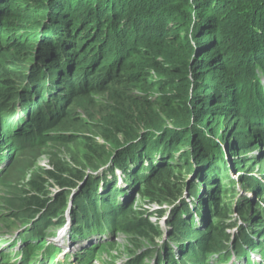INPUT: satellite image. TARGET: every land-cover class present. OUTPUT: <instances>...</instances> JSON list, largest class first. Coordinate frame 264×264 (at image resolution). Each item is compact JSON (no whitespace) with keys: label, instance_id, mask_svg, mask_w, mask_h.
I'll use <instances>...</instances> for the list:
<instances>
[{"label":"rangeland","instance_id":"rangeland-1","mask_svg":"<svg viewBox=\"0 0 264 264\" xmlns=\"http://www.w3.org/2000/svg\"><path fill=\"white\" fill-rule=\"evenodd\" d=\"M237 6L252 8L253 13L259 10L254 20L262 15L259 24L254 22L252 28L243 29L244 23L234 19ZM213 9L215 13L211 15L209 10ZM95 12H98L96 17ZM0 13V22L7 15H13L14 19L21 18L22 27L36 23V29L23 28L17 36L23 42L33 40L35 52H47L50 59L55 58L51 62L56 64L53 78L69 75L76 86L73 91L68 87L70 90L65 88L66 92H63L59 89L61 82L49 84L46 91H55L59 96L53 99L52 117L41 122L38 129L29 117V124L23 125L24 109L15 117L10 115L0 119V241H18L21 249L23 237L18 233L35 230L34 225L45 223L57 197L64 195L68 198L62 217L50 218L58 228L45 230L41 242H47L45 249L52 246L51 250L56 251L57 256L50 263L42 259L39 264H170L172 258L179 262L183 258L182 250H190L193 245L190 241L197 240L199 245L206 242L204 236H199L202 232L194 231L201 228L209 231L210 222L220 219L230 236L225 243L230 247L231 255L230 262L221 264H248L250 258L258 261L260 255L264 259L263 250L255 249L254 256L250 252L253 244L264 243V220L261 222V216H257L260 210L264 211V189L259 190L264 182V127H252L255 123L248 126L245 114L250 110L240 105L248 107L254 101L243 98L248 95L245 87L237 88L240 93L231 89L229 95H225L226 98L234 95L235 104L227 103L225 98L214 101L229 89L224 88L223 80L251 75L253 69L250 67L257 66L259 58L264 59V41L256 43L258 37L264 39V0H0ZM79 20H89L85 26L90 20H100L106 24L105 34L96 43L95 37L86 43V48L96 44L95 50L79 52V56L71 58L67 49L56 51L53 46L54 42L63 41L57 22L66 21V26L75 27ZM3 25L0 23V30ZM215 28L221 39L215 45H209L206 36ZM229 30L234 31L230 33ZM243 31L253 36L252 39L245 37ZM9 37L0 32V68L9 70L5 75L0 69V88L10 87L8 93L18 97L23 91L42 93L37 86L44 82L30 85L38 78H29L25 61L9 51L11 47L6 45ZM97 43H100V50H96ZM102 50L104 54H98ZM26 54L18 57L25 60ZM36 65L38 67L32 65L29 70L36 75L43 74L46 67L41 62ZM58 66L64 73L57 70ZM257 85L264 89V79ZM239 95L243 99L236 101ZM136 102L143 107L139 109ZM124 108L142 120L137 121L140 126L134 127L137 136L134 133L122 140V135L115 131L118 120H126ZM12 130L16 134H12ZM22 130L32 132L24 134ZM115 135L118 136L114 139L116 144L111 145ZM146 140L158 146H151L155 152L144 155L149 160L145 166L161 161L172 168L168 172L170 179L181 182L182 197L176 204H157L149 195L144 197L141 190L149 188L150 193L152 186L149 183L143 187L142 183L135 184L130 177L120 173L115 182L113 180L110 169L116 167L118 160L134 157L132 150ZM94 145L100 147L98 152H109L95 168L86 160ZM199 148L202 151H198ZM52 173L58 177L50 175ZM76 175L82 176L81 182ZM101 178L113 181L108 194L115 197H110L114 204L128 198L129 206L133 204L132 210L137 212L135 219L142 215V219L159 230V235L126 233L124 230L133 229L132 219L117 233L103 229L111 224L110 219L103 224L88 220L91 228L95 224L99 227L87 237L77 235L76 209L83 200H77V207L74 196H83L82 191L87 189L90 194H95L93 197L97 201ZM256 179L258 181H254ZM65 180L75 182L77 188L63 187L60 183ZM35 182L43 187L42 193L32 187ZM26 192L28 199L24 201ZM34 194H38L42 203L45 200L49 211H44L48 215L40 212L37 199L30 201ZM218 201L225 207L219 204L221 210L215 217ZM176 206L180 208L176 210ZM84 207L90 209V204L86 202ZM181 214L190 216V221L182 222V236L174 243L170 241L173 224ZM63 221L65 224L61 226ZM60 231L63 234L57 236ZM95 231L99 233L94 234ZM240 231L244 232L243 238L252 239L250 243L244 241L240 245L241 250H247V253L242 251L245 254L242 258L237 257V244L233 242ZM67 233L76 241L70 242ZM97 235L104 237L100 241L97 238L89 241L91 236ZM55 238L60 240L56 246L52 244ZM38 244L36 240L35 245ZM0 245L1 253L8 249L9 243ZM172 245L177 248L173 246L174 250ZM202 252L201 246L192 249L193 254ZM219 257L212 256L209 263L218 261ZM30 261L22 256L13 258L12 264H30Z\"/></svg>","mask_w":264,"mask_h":264},{"label":"trees","instance_id":"trees-1","mask_svg":"<svg viewBox=\"0 0 264 264\" xmlns=\"http://www.w3.org/2000/svg\"><path fill=\"white\" fill-rule=\"evenodd\" d=\"M210 1H213V0H210ZM73 2H75V1H73ZM7 5H8V3H7ZM242 8L243 9H240L238 6L236 7L238 12L236 11V16L234 17L235 22L238 21V22L244 23L243 29H250V27L252 28L254 25V22H255V25L259 24V21L261 20L262 15H261V17L259 16V19L254 21L255 16H257L259 14L258 13L259 10L255 11L253 13L251 10L252 8H249V7H246V8L242 7ZM209 11H210L211 15H213L215 13L214 9L209 10ZM97 13L98 12H95V17L97 16ZM75 20H76V18H75ZM88 21L89 20H85V21L79 20V22H77L75 27H72V25L66 26V24H67L66 21L64 23L61 22L60 24H59V22H57V24L60 25V27H61V30L58 33H59V36L62 37L63 41L60 43H55V42L53 43L55 50L56 51H62V49H64V50L67 49V51H68L67 55L70 56L71 58L79 56L80 55L79 52L84 54L89 49L95 50L94 47H96V44L89 46V48H86L85 45H87L86 44L87 42L89 43L90 38L95 37L94 43H96L98 41V39L103 37L105 34L103 28H105L106 24L102 23L100 20H96V21L90 20V24L85 26L84 24ZM22 22L23 21L21 20V18L14 19L13 15H7L4 18V20L2 22H0V23L4 24L3 28H1L0 32L4 36H10L8 38L9 40L6 43V45L9 46V48L11 47V49L9 51H12L18 59L25 61V63H26L25 65H27L25 69L27 70V72L28 71L30 72V74L28 73L27 76L31 79L38 78V80H35L36 82L33 81L32 83H30V85L34 86V84H36L37 82H39V83L44 82L45 84L44 83L39 84L37 86V89L41 90L45 93V91L48 89V87H50L49 84L51 82H53L54 84L56 82H61L62 87L59 88V89H62L61 91L66 92L65 88L67 89L68 87H70L71 91H73L76 88V86H75V83L72 80H70L71 78L69 75H67V77L63 76L62 79H60L59 77L53 78V71H54L56 64H52L51 62H53V60L55 58L50 59L49 58L50 55H48L47 52H43V51L35 52L36 50L33 49L35 47V43H33L34 42L33 40L25 39L26 42H23V41H21L20 37L17 36V34L21 30H23V28H25V29L27 28L29 30L30 29L32 30V28L36 29L35 28L36 23H35V25H32V26L29 25L27 27H22ZM78 29H80L81 31H78ZM39 30L41 31V33L43 32L41 27L39 28ZM206 30H207V28H206ZM233 31L234 30H229L230 33H233ZM218 32L219 31L216 28H215V30L209 31V35L206 36V38L209 40V45H213V44L215 45V43H217L218 40L221 39ZM10 33H14V34L9 35ZM78 34H80V35L78 36ZM212 34H216V36H213ZM243 35L245 37H248L251 39L253 37V36H250L248 33H246V31H243ZM20 36H23V35H20ZM80 39H84V40H80ZM263 41H264L263 38L260 39L258 37V40L256 41V43L262 44ZM78 43H82V44L80 46H75V44H78ZM43 44H49V43L43 42ZM97 46L98 47L96 50H100V47H101L100 43H97ZM105 48H106V46H104V49ZM1 49H2V46L0 44V50ZM103 51L104 50H102V52L101 51L98 52V54H102ZM23 53H25V54L27 53L26 55H28V56H26L25 60L18 57V55H21ZM0 55H1V53H0ZM51 55H52V53H51ZM257 61H258V58L254 62H257ZM40 62H41V64H43L46 67L45 68L46 70L44 71L43 74L40 73V74L36 75V73L34 71H31L29 69L31 68L32 65L37 66L36 64H39ZM58 63H60V61H58ZM258 63L259 64L257 66L250 67V69H253L251 75H243V77L241 75H239V76L234 77V79H231V80H223L224 82L222 84L226 85V87H224V88H229V89L227 90V92L215 97L214 101H218L220 99L225 98V101L227 103L235 104L234 95H230L227 98L225 97V95L227 93H228L227 95H229V92L231 89H234L240 93V90H237V88H239L241 86L245 87V90L247 91L248 95H245L243 98L248 97L249 100L251 99L254 102L251 103V105H248V107L244 106L245 104L240 105V107L247 110V111L250 110L248 113L245 114V116L247 117L248 126H249V123L250 124L255 123L254 125H252V127L257 126L256 128L259 127V129H260V128L264 127V94H263L264 89H260V86H258L257 83H258V81H260V79H262V78L264 79V66H262V65H264V59L259 58ZM50 64H52V66ZM37 67H35V68H37ZM60 67H61V65H60ZM60 67L58 66L57 70H60ZM0 69H2V68H0ZM60 72L64 73V71L62 69L60 70ZM3 73L5 75L9 74V70L4 69ZM84 74H85V72H84ZM74 78H75V76H74ZM219 84H221V82ZM248 84H250V86H248ZM9 89H10V87L5 88V89L0 88V119H2V118L7 119L8 116L16 115V113L19 110L24 109L26 117H23V119H25V122L23 123V125L29 124V122L27 121V117H29V120L32 123V125L36 129H38L41 122H44V120H47L48 117L49 118L52 117V113H54V111L52 109V106H54L53 99L57 98L59 96L58 93H56L55 91H53L52 93H49L48 91H46L45 94L43 92L42 93H34L33 91H31V92L23 91L21 96L18 97V95L14 96L13 94H9L8 93ZM70 89L68 88L67 90H70ZM12 92L15 93L14 91H12ZM36 92H37V90H36ZM71 93H73V92H71ZM70 96H71V94L69 95V97ZM238 97H237L236 101H238V100H240V98H242L241 95H239ZM20 99H21V101H20ZM230 99H231V101H230ZM36 100H38L39 102H37ZM59 101H61V100L59 99ZM241 102H242V100H241ZM136 105H138L139 109H141V107H143V105H141L140 102H136ZM24 107H26L27 109H25ZM31 108H33V109H31ZM126 110H127V108L123 109L126 120H123V119L118 120V123H117L118 128H117V131H115V134L122 135V137H124V139H127V137H130L131 135H133L136 132V129H134V127L140 126V124H139L140 122H137V121L142 120V119H140V117L137 118L138 115H136L133 111H126ZM127 118H129L130 120L127 121ZM145 122H147V121H145ZM256 123H259V124L256 125ZM2 128H3V125H2ZM5 128H7V126ZM21 132L24 133L23 130ZM31 132L32 131L26 130V133H24V134H30ZM11 133L16 134L14 130H12ZM134 136L136 137L137 133H135ZM117 137L118 136L115 135L114 138L111 139L112 140V141H110L111 145L116 144L114 139ZM108 140H110V139H108ZM139 146L140 147H138L136 150L135 149L132 150L135 153L134 157H132V158L128 157L127 159H124V158L120 159V160H118V162H116V167L110 169L111 174L114 175L113 176L114 182L118 178V175H119L118 173H120V175L130 177L131 181L135 182V184L142 183L143 187L145 185H147V183H149L152 186L150 188V193L148 192L149 188H146L145 190H141V193L143 194L144 197H146L145 194L147 196L149 195L150 198H152L153 202H155L157 204H162L163 202H169V203L171 202L172 204H176V202L180 199V197H182V192H181V189L179 188L181 182L177 181V179L176 180L170 179L171 176H169L168 172H171L172 168L170 169L167 166H164V164L161 161L155 162V164H152L151 166L150 165L145 166V164L147 165V163H149L148 162L149 160H146L145 159L146 157H144V155L149 151H150V153L155 152V149H153L151 146H158V145L154 142L146 140V141L141 142V144ZM17 147H19V146H17ZM99 148L100 147L94 145L93 148L91 149V152L89 153L88 158H86L88 164L94 168L96 167L95 164L98 161H99L98 163H101L104 156H106V154H109V152H107V153L98 152ZM206 148H209V146H206ZM201 149L199 148L198 151H202ZM182 155H183V153H182ZM109 160L106 161L105 164L107 162H109ZM150 160H152V158H150ZM136 161H137V163H136ZM50 175H52L55 178L58 177V176H56L55 173H52ZM181 175H183V173H181ZM77 177L79 178V182H81L80 179H82V176H77ZM176 181H177V183H176ZM254 181H258V180L256 179ZM263 181H264V179H263ZM37 182L33 183L32 187H34V189L38 190L39 192L41 191V193H42L43 187L40 186V184H38ZM60 184L65 188L68 186V187H72V188L74 187V189H75L78 186V185H76L75 182H69V180L62 181V183H60ZM98 184L101 185V188H100L101 193H100L99 198H97L98 199L97 201L95 200L96 198L93 197V196H95V194H90L87 189H84L82 191L83 196H79V197L74 196V200L76 199L74 201L76 206L78 204L77 200H79V199L83 200V204L80 207L77 206L78 209H76V220H77L78 224H77V226H75V232L77 235H82L83 237H85L87 235V233L91 232L92 229L94 230L95 227H99V225L95 224L91 228L89 225L90 222H92V221L96 222L97 221V222L103 224L104 221H106L108 219H110L112 221L111 224H109L106 228H103V226H101V228H103L107 231L111 230L112 233H117L118 231L123 230L127 224L131 223L130 220L132 219V220H134V221H132L133 229L131 231L124 230L126 233H129V234L132 233L134 236H138V234H139V236L140 235H144V236L146 235V236L156 237L157 235H159V230L157 228H155L154 225H151L148 222V220L142 219L141 218L142 215H140L138 217V219H135V218H137V216L134 215V213L136 214L137 212H134L132 210L133 204L131 206H129V202H127L128 198H126L123 203H120L118 205L113 203L114 199L110 200V197L115 198V197H112L111 194H108V191L111 188L113 181L108 182V179L101 178V179H99ZM117 186H118V182L115 183L114 188L116 189ZM246 189H247V187L244 188V190H246ZM262 189H264V182L262 183L261 189H259V190H262ZM116 191L118 192L119 189ZM27 194H28V192L25 193V196H24L25 198H22L24 201L26 199H28V198H26V196L28 197ZM37 195L38 194H34V195L30 196L29 199H30V201L37 199L36 205H38V209H40L41 210L40 212H42V211L47 209L46 205L44 204L45 200L42 203V199L39 200V197ZM74 195H77V194L74 193ZM57 198H58V201H57ZM57 198L55 200L57 202L53 206L51 212L47 209V211H49L48 212L49 215H51L50 216L51 219H56V218L62 217V215L64 213V209L67 205V198L68 197H65L64 195H62V196H58ZM100 198H101V200H100ZM86 202H88L90 204V209H88L87 207H84V204H86ZM102 203H105L104 207H102ZM219 204H221V206L223 208L225 207L222 202L218 201L217 207L219 209L214 211L215 213H217L215 217L218 216V212L221 210ZM59 206H60V208H59ZM179 208H180V206L175 207L176 210H178ZM24 212H26V210ZM238 212H239V214H241L240 208H239ZM44 213L46 215H48L46 211H44ZM257 216H261V222H262L264 220V211L262 213V211L260 210V212L258 213ZM223 217L225 218V216H221V218H223ZM47 218L45 220V223L42 224L39 222L37 225H34L35 230L28 231V232L24 233L23 239L25 241H24V243H23L24 245L20 251L19 250L14 251V247L16 246V243H14L11 239H8L7 241H5V239H1V241H0L1 244L9 243V246H8V249H6L0 253V264H12L13 258L17 259V258L22 257V255L24 256V258H31V261L29 262L30 264H33L34 261H37L39 264L42 261V259L44 262L47 259H49L50 261H53V259L56 257V251L53 252L51 250L52 246H49L47 249H45V245L47 242H43L42 244H41V242L43 240L42 237H44V235H45L44 234L45 230L54 229V231H55L56 228H58V227L56 225H54L52 222H50V218L49 219H47ZM243 218H245V216ZM88 220L90 222H87ZM187 220L190 221V216H187L185 214H181V216H179L177 218L175 224H173L174 225V231L171 233V235H172V237L170 239L171 242L175 243V241L177 242V240L181 238V236H182L181 235V233H182V222H185ZM7 222H11V221L7 220ZM64 224H65V222L63 221L61 226H63ZM233 225L234 224H232V226ZM224 226H225V224L223 222V219H220L218 222H213V223L210 222V224H209L210 229H209V231L206 230L207 232L204 229L201 230L202 228L194 231V233H198V234H199V232H202V234L201 235L199 234V236H204L206 242L205 243L203 242L202 245H199V244H197V243H199V242H197V240L190 241L192 243H189V244H193V245L190 247V250H188V249L182 250L183 251L182 260L177 262L176 259L172 258L170 264H221L223 262H230L231 261V255H230V252L228 251V249L230 247L228 246L227 243H225L226 240L229 241L230 236H228L226 234V230H225ZM97 233H99V232L98 231L94 232V234H97ZM243 233L244 232L240 231L237 235L234 236L233 242H235L237 244L235 253H237L238 258H242L245 255V254H243V252L247 253V250H245V249L241 250L240 245L242 244V242L248 241L250 243L252 240L249 237L243 238ZM208 235H209V237H208ZM263 239H264V236H263ZM36 240H38V243H40V244L35 245ZM253 245L254 246L253 247L251 246L250 251H251V249L252 250L261 249L264 251V243L261 245H257V244H253ZM1 246L2 245H0V247ZM197 246L203 247V252L200 254L199 253L193 254L192 249L194 247H197ZM172 248H173V246H172ZM226 251H227V254H226ZM215 255L216 256L220 255L219 260L216 262L209 263L211 260V257L215 256ZM86 262H88V260H85V263ZM248 264H259V262L255 261L253 258H250L248 260Z\"/></svg>","mask_w":264,"mask_h":264},{"label":"water","instance_id":"water-1","mask_svg":"<svg viewBox=\"0 0 264 264\" xmlns=\"http://www.w3.org/2000/svg\"><path fill=\"white\" fill-rule=\"evenodd\" d=\"M124 139V137H122V140Z\"/></svg>","mask_w":264,"mask_h":264}]
</instances>
